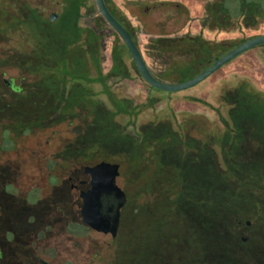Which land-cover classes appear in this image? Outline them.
<instances>
[{"label":"trees","instance_id":"1","mask_svg":"<svg viewBox=\"0 0 264 264\" xmlns=\"http://www.w3.org/2000/svg\"><path fill=\"white\" fill-rule=\"evenodd\" d=\"M197 1L204 3L203 24L210 30H257L264 24V0ZM106 2L141 49L138 27L114 0ZM132 5L138 20L147 15L144 1ZM14 9L20 18L13 28L28 35L31 47L0 59L2 72L12 67L24 74L18 84L5 83L10 98L0 97V117L22 134L61 122L74 128L61 151L64 161L55 167L75 164L73 157L83 164L121 165L128 202L108 248L109 264H264V91L247 79L227 89L222 99L228 119L219 114L222 126L205 137L195 133L212 121L192 114L178 124H184L183 138L170 119L130 130L118 117L128 115L136 125L159 99L149 95L147 103H135L114 88L117 80L143 78L96 2L65 0L54 21L29 4ZM4 27L0 34L7 33ZM107 33L113 37L109 70ZM248 39L229 47L202 34L161 35L147 48L163 70L149 67L160 81L185 82Z\"/></svg>","mask_w":264,"mask_h":264},{"label":"rangeland","instance_id":"2","mask_svg":"<svg viewBox=\"0 0 264 264\" xmlns=\"http://www.w3.org/2000/svg\"><path fill=\"white\" fill-rule=\"evenodd\" d=\"M24 2L36 7L47 18L53 12H60L65 5V0H23ZM120 9L127 15L131 23L138 27L137 33L141 49L148 65L156 71L163 70L160 62H156L148 52V44L152 38L158 36H177L186 33L202 34L203 37L212 41L226 42L229 47L233 42L242 40L243 38H253L255 36L264 35V24L257 30H235L220 31L210 30L204 27L203 20L205 17L204 3L197 0H114ZM136 1H144L146 4L147 15L140 16L141 20L133 15L134 11L138 12L135 6L133 9L129 7L131 3ZM95 0H89L94 3ZM8 0H0V28H7V33L0 34V59L16 49L27 50L31 47L28 41V35L20 29L12 28L16 23L15 15L10 19L7 16ZM14 10V9H13ZM11 10V13H14ZM140 12V11H139ZM104 67L109 70L112 66L111 50L113 47V37L110 33L105 35ZM6 74L2 75L0 70V97L5 96L9 99L8 87L5 86L7 81H13L18 84L22 74L16 68L8 67L5 69ZM241 79L249 80L257 89L264 91V47L259 46L251 49L225 65L219 71L207 78L199 85L180 92H167L152 90L150 86L139 77L135 79H124L112 82L114 88H121V96L129 97L135 100V103H147L148 96L152 95L159 101L154 107L146 108L137 118L136 125L130 124L128 115H121L118 120L124 125H129L130 130H137L141 125L150 121L170 119L175 122L178 127L180 120L184 114L201 115L208 117L212 121V127H204L195 133L202 137L215 133L217 124L222 126L221 116L228 119L229 106L223 102L222 96L227 89L237 86ZM8 95V96H7ZM9 97V98H8ZM193 99L202 100L206 103L194 101ZM209 104L210 106L206 105ZM188 119V118H187ZM183 122V121H182ZM184 123V122H183ZM187 124V123H186ZM188 126V124H187ZM184 124L180 131V138H183ZM95 129L93 128V131ZM74 128L68 123L61 122L48 124L43 128H34L25 133H20L16 128L11 127L9 122H5L0 117V161L7 158L13 159L18 157L19 151H23L25 155L26 166V190L29 198L30 194L39 191V197L34 202L26 205L23 215L27 220L36 215L43 222L37 223L38 230H45V215H48V206L44 202H40L38 198L44 200L48 194L46 187L48 185V172L50 167L54 166L55 161H64L60 155L66 144L70 143L74 138ZM199 136V137H200ZM215 148V147H214ZM5 151V152H3ZM60 153V154H59ZM75 162V166L84 165L83 158H71ZM81 162V163H80ZM48 169V171H47ZM34 172H38L35 174ZM57 186L59 190L70 187L69 184H62L61 171L58 172ZM34 174V175H33ZM33 176L39 177L38 181H34ZM54 182V181H52ZM118 184L124 189L126 186L125 177L120 176L117 179ZM77 183V182H76ZM63 185V186H62ZM40 190V189H39ZM60 191V192H61ZM73 191V190H72ZM83 191H74V201H70L69 206L63 199V204L58 201V211L63 208L64 211L70 210L68 219L60 220L55 228V239L52 236L45 238V244L42 247L41 259L48 260L50 264H109L110 253L109 245L113 242L111 234L100 233L91 229L83 228L81 222L82 211L84 209ZM80 195V196H79ZM42 197V198H41ZM79 197V198H78ZM33 204V205H32ZM37 211V212H35ZM59 215L62 212L59 211ZM31 217V218H29ZM70 223L72 225H70ZM31 223H26V228ZM85 226V225H84ZM87 227V226H86ZM54 230V228H53ZM73 231V234L71 231ZM50 239V240H49ZM49 240V241H47ZM50 257H52L50 259Z\"/></svg>","mask_w":264,"mask_h":264},{"label":"flooded vegetation","instance_id":"3","mask_svg":"<svg viewBox=\"0 0 264 264\" xmlns=\"http://www.w3.org/2000/svg\"><path fill=\"white\" fill-rule=\"evenodd\" d=\"M26 4L28 3L23 0H8V18L10 19L15 15V20L17 21V19L20 18V16L18 17L19 11L11 13V10L14 11V7L17 8V6L19 7ZM36 9L40 14H43L38 8ZM63 9L60 12H53L48 18H51L52 15H56L57 19L62 14ZM13 27L14 25L12 28ZM4 28L10 29V27L6 26ZM5 74V71L2 72V75ZM7 83L11 84V81H7ZM21 132H24V130ZM97 163L79 164V166L76 167L72 162L71 165H67L63 168L55 166L48 168L50 171L48 172V185L46 187L48 194L45 195L46 198H44V200L38 198L41 203H46L49 212L48 215H45L46 227L43 231L37 228V223L43 222L42 219L40 220V218L36 216L37 214L30 215L32 218L29 217L31 218L29 220L23 215L25 212L24 208H26L25 206L34 202V200L40 196L38 193L39 191L42 192L41 188H39L40 190L35 189L36 193L30 194L29 198L27 196L24 152L19 151L18 157L13 159L7 158L4 161H0V264H50L48 260L41 259V254L43 253L41 249L46 242L44 240L48 238V236H52L51 240L55 239V228H57L58 222L63 219H68L70 214L69 209L64 211L63 208H61L59 211L62 212V215H59L57 204H59L58 201L60 200V196L63 197L60 202L64 207V198L67 206H69L70 201H74L73 195L75 189H77V192L83 191L82 195H84L85 182L80 168L83 166H92ZM59 171L65 174L62 175V184L65 185L67 183L70 186L62 191L59 190L57 186L59 179L56 175L59 174ZM34 173L38 174V172ZM33 179L34 181H38L39 177L33 176ZM27 222L31 223L28 229L26 228ZM70 231L73 234V231ZM51 258L52 257H50V259Z\"/></svg>","mask_w":264,"mask_h":264},{"label":"water","instance_id":"4","mask_svg":"<svg viewBox=\"0 0 264 264\" xmlns=\"http://www.w3.org/2000/svg\"><path fill=\"white\" fill-rule=\"evenodd\" d=\"M95 2L103 18L126 44L143 80L150 86L162 91L180 92L193 88L240 55L264 45V35L255 36L233 48L201 73L185 82L160 81L152 73L132 34L112 14L106 0H95ZM56 17V15H52L51 20L54 21ZM80 169L85 182L84 209L81 221L92 230L111 234L113 238H116L120 231L122 210L128 202L126 191L117 182L121 175V165L116 162L101 161L92 166H83Z\"/></svg>","mask_w":264,"mask_h":264},{"label":"crops","instance_id":"5","mask_svg":"<svg viewBox=\"0 0 264 264\" xmlns=\"http://www.w3.org/2000/svg\"><path fill=\"white\" fill-rule=\"evenodd\" d=\"M140 47H141V44H140ZM113 48V47H112ZM141 51H142V49H141ZM142 53H143V51H142ZM111 55H112V50H111ZM144 55V54H143ZM144 58H145V56H144Z\"/></svg>","mask_w":264,"mask_h":264}]
</instances>
